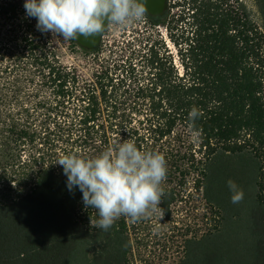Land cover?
<instances>
[{
    "label": "trees",
    "instance_id": "16d2710c",
    "mask_svg": "<svg viewBox=\"0 0 264 264\" xmlns=\"http://www.w3.org/2000/svg\"><path fill=\"white\" fill-rule=\"evenodd\" d=\"M249 1L229 12L200 3L182 18L186 34L169 32L180 45L179 72L155 44L142 57L148 82L128 84L136 65L124 61L114 70L126 74L118 82L106 68L82 84L60 61L51 32L27 16L25 0H0V148L32 145L40 152L61 143L69 146L65 154H79L96 143L97 155L121 139L159 152L167 167L163 220L191 190L210 210L209 227L184 239L178 264H264V0ZM35 80L52 89L46 110L59 118L18 123L5 101L19 92L5 89ZM193 108L201 115L190 128ZM34 175L28 192L0 203V264H128L127 217L107 231L91 226L98 212L84 206L78 187L69 191L62 167L43 162ZM229 180L243 191L239 203L231 202Z\"/></svg>",
    "mask_w": 264,
    "mask_h": 264
},
{
    "label": "rangeland",
    "instance_id": "374dc122",
    "mask_svg": "<svg viewBox=\"0 0 264 264\" xmlns=\"http://www.w3.org/2000/svg\"><path fill=\"white\" fill-rule=\"evenodd\" d=\"M238 3L240 0H231L230 7L235 9ZM245 3L251 6L249 0H245ZM188 26L187 21H178L177 29H173V33L179 36L182 33L186 34ZM134 31L132 25L123 29L113 27L110 41H102L100 50L94 54L75 48L72 40L64 41L62 36L51 34L60 61L68 68L77 70L82 84L95 80L92 77L93 71L100 73L106 68L113 72L112 81L118 82L126 74L114 70L124 61L127 65L128 62L136 65V77H126L128 84L130 82H148L150 79L148 66L142 57L148 47L155 44L161 55L169 54L171 56V62L177 72L181 71L178 53L180 45H174L170 40L169 28L166 31L165 26H156L140 36L135 35ZM122 36L125 38L122 39ZM109 51H111L110 54ZM5 91L19 92L18 96L10 95L5 101L8 107L13 108L11 116L18 123L40 125L41 123H50L54 117L59 118L58 111L47 112V104L53 100L52 89L41 85L40 81L35 80L30 84H22L18 87L8 86ZM39 101L47 103L42 105L43 108L41 106L39 108L37 107V104H40ZM19 106H25L28 110L17 111ZM65 146L61 143L54 147L43 146L40 152H37L32 145H25L22 148L13 145L0 148V203L12 202L28 192L35 182V171L43 162L47 165L55 164L59 168L62 167L55 161L61 154H65V151L69 150V146ZM96 147L98 148L96 143H90L86 148L85 145H82L79 155L84 156L86 153L85 156H94L97 152ZM76 148L78 149V147ZM91 152L94 154L91 155ZM39 154L43 156L42 159ZM209 213L210 210L200 194L191 190L187 198L179 201L173 207L170 220H163V216L160 219L159 212L138 221H132L127 217L129 219L128 232L131 238L128 264H178L183 256L184 239L190 236H200L209 227V219L207 220ZM98 218H93L91 226L96 225Z\"/></svg>",
    "mask_w": 264,
    "mask_h": 264
},
{
    "label": "clouds",
    "instance_id": "9594fccd",
    "mask_svg": "<svg viewBox=\"0 0 264 264\" xmlns=\"http://www.w3.org/2000/svg\"><path fill=\"white\" fill-rule=\"evenodd\" d=\"M24 8L27 16L36 18L38 30L58 34L64 41L103 34L107 26L123 29L147 13L143 0H25ZM200 115L195 108L189 111L190 128ZM198 139L199 133L193 131L192 140ZM55 163L62 166L69 191L78 187L84 206L98 212L95 227L107 231L121 216L138 221L159 212L162 218L161 184L167 167L161 153L117 139L95 156L61 154ZM227 185L231 202H241L239 186L232 180Z\"/></svg>",
    "mask_w": 264,
    "mask_h": 264
},
{
    "label": "flooded vegetation",
    "instance_id": "af4514ba",
    "mask_svg": "<svg viewBox=\"0 0 264 264\" xmlns=\"http://www.w3.org/2000/svg\"><path fill=\"white\" fill-rule=\"evenodd\" d=\"M235 1V0H233ZM200 3H209L212 6H217L220 9H223L224 11L229 12L230 9V3L231 0H166V9L164 13L159 17H149L147 14L145 18L140 22L132 23V29L135 30L134 34L137 36H140V34H144L147 32L150 28H155L156 26H165V29L169 28V32L173 31V29H177V23L178 21H181L183 17H187L188 19L191 16L192 10H195V7L199 5ZM245 4V0H240V5ZM175 24V26H173ZM130 25V26H131ZM113 32V26H107L102 39V41L109 42ZM167 35V33H166ZM125 36H122V39H124ZM169 41V40H168ZM98 47V50L101 48ZM111 51H109V54ZM108 58V57H107Z\"/></svg>",
    "mask_w": 264,
    "mask_h": 264
},
{
    "label": "water",
    "instance_id": "95a60500",
    "mask_svg": "<svg viewBox=\"0 0 264 264\" xmlns=\"http://www.w3.org/2000/svg\"><path fill=\"white\" fill-rule=\"evenodd\" d=\"M147 9V15L149 17H159L166 9V0H143ZM106 26L107 21H104ZM106 29V28H105ZM104 33V32H103ZM103 34H96L85 38L84 36H79L75 43L83 49L95 50L100 46Z\"/></svg>",
    "mask_w": 264,
    "mask_h": 264
}]
</instances>
